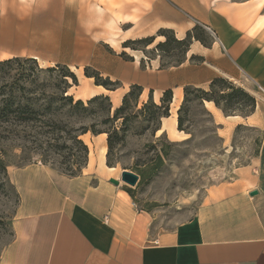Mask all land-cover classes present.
I'll list each match as a JSON object with an SVG mask.
<instances>
[{"label":"crops","instance_id":"crops-1","mask_svg":"<svg viewBox=\"0 0 264 264\" xmlns=\"http://www.w3.org/2000/svg\"><path fill=\"white\" fill-rule=\"evenodd\" d=\"M141 1L149 3L144 18L159 20L155 29L171 28L183 38L199 23L214 33V41H193L186 60L168 68H160L159 60L146 68L137 61L99 66L123 86L107 90L95 84L87 96L109 95L118 107L129 85L140 84L141 97L152 93L157 103L172 89L171 114L162 118L159 132L177 141L185 136L178 129L185 86L208 89L213 78H228L255 96V110L226 116L214 102L204 105L228 132L242 121L259 126L258 155L233 179L212 186L191 217L159 229L121 182L110 181L119 176L107 164V134L84 133L89 154L79 177L38 162L9 169L19 203L0 264H264V0Z\"/></svg>","mask_w":264,"mask_h":264},{"label":"rangeland","instance_id":"rangeland-1","mask_svg":"<svg viewBox=\"0 0 264 264\" xmlns=\"http://www.w3.org/2000/svg\"><path fill=\"white\" fill-rule=\"evenodd\" d=\"M146 7L149 3L141 0H0V60L18 56L36 58L41 68L70 67L78 76V85H72L68 93L75 100L82 99L88 110H64L61 118L69 127L77 128L76 132L83 126L108 128L110 124L102 121L108 114L109 103L104 101L101 107L98 103L88 104L91 97L87 92L95 85V79H88L86 67L110 76L99 66L111 68L118 61L133 66L137 61L146 68L152 60H159L161 68L162 64L176 65L183 58L179 49L166 55L155 48L165 39L158 35L164 27L155 29L159 20L144 18ZM173 34L176 36L174 29ZM152 35L156 39L145 50L124 47L126 40ZM17 70H11L7 78L12 80ZM40 79L49 77L42 75ZM129 88L130 85L127 91ZM9 93L6 88L0 90V104ZM22 93L14 92L17 96ZM37 94L28 93L27 97L36 101ZM146 100L147 97H141L140 105ZM115 108L112 106L111 115ZM48 118L39 114L34 121L23 122L10 112L0 119V256L13 237L19 203L9 169L38 162L75 178L83 174L87 164L66 132L45 124ZM153 124L142 118L133 120L124 141L114 147L111 163L118 180L123 169L139 175L135 186L122 181L121 184L131 190L136 206L149 212L159 229H171L191 217L212 186L233 179L238 168L254 160L262 139L260 127L244 121L231 125L230 132L224 130L204 102L194 97L186 104L183 139L172 141L159 130L153 133ZM99 154L97 147L96 156ZM91 180L94 182V178Z\"/></svg>","mask_w":264,"mask_h":264},{"label":"trees","instance_id":"trees-1","mask_svg":"<svg viewBox=\"0 0 264 264\" xmlns=\"http://www.w3.org/2000/svg\"><path fill=\"white\" fill-rule=\"evenodd\" d=\"M158 35L164 36L165 39L156 44V49L166 55H170L172 51L179 49L183 55V58L176 65L186 60L187 53L193 41H200L205 46H210L214 41V38L211 37L207 29L199 23L189 29L183 38L175 36L171 28H161L158 31ZM155 39L156 37L154 35L138 39H129L124 42V47L145 50ZM140 43L143 46H137ZM122 55H125V52H122ZM162 57L163 55H161ZM191 60L200 62L203 58L200 56H192ZM168 66L170 67L171 65L162 64L161 68H168ZM13 69L18 70L12 76V80H9L7 76L10 75ZM42 75H47L49 79L41 80ZM85 75L89 78H94L96 85H101L107 90H116L122 87V83L119 80H112L110 76H103L97 69L90 70L89 66L85 68ZM18 81H22V84L15 85ZM0 82H2L0 90L6 88L10 92L8 97L4 98L0 104V119L7 117L10 112L23 122L34 121L38 118L39 114L49 116L45 120V124L66 132L68 139L74 145L78 146V149L81 151V156L84 157L86 162L88 160L89 148L79 137L80 135L89 131L95 135L106 133L108 145L107 164L108 166H113L111 163L112 151L116 144L124 141L133 120L142 118V120L148 123H154L152 131L156 133L161 128L162 118L168 117L171 114L172 89L164 91L160 102L157 103L154 101L152 93H150L148 100L140 105L144 88L140 84H132L129 90L123 95L121 104L115 108L113 115H111L113 105L109 95L98 94L88 100V104L98 103L100 107L104 101L109 103V106L106 108L108 114L102 121L103 123L110 124L108 128L97 129L94 125L90 127L83 126L80 128V132H76L77 128L73 125L69 127L70 124L64 122L61 115L64 110L67 112L86 111L88 110V106L85 105L82 99L75 100L74 95L68 93L72 85H78V76L70 67L57 65L41 68L36 58L16 56L0 60ZM26 83H30V86ZM48 89H51L49 93L47 92ZM15 91H21L23 93L17 96L14 94ZM28 93H38L39 96L36 97V101L31 102V99L27 97ZM191 97L201 102H214L226 116L237 114L248 116L256 108L255 96L228 78H213L208 89L187 85L184 88L183 102L178 110V129L180 131L185 130L184 113L186 104L191 100ZM39 100H45V102L38 103ZM120 120L121 124L118 125L117 122ZM158 157L162 161L160 154H158ZM125 190L129 194L131 193L130 189L125 188Z\"/></svg>","mask_w":264,"mask_h":264},{"label":"water","instance_id":"water-1","mask_svg":"<svg viewBox=\"0 0 264 264\" xmlns=\"http://www.w3.org/2000/svg\"><path fill=\"white\" fill-rule=\"evenodd\" d=\"M139 175L133 171L128 169H123L121 172V180L112 178L110 181L116 185L120 184V182H125L131 186H135L139 181ZM257 191H253L252 194H256Z\"/></svg>","mask_w":264,"mask_h":264},{"label":"bare ground","instance_id":"bare-ground-1","mask_svg":"<svg viewBox=\"0 0 264 264\" xmlns=\"http://www.w3.org/2000/svg\"><path fill=\"white\" fill-rule=\"evenodd\" d=\"M106 151V150H105Z\"/></svg>","mask_w":264,"mask_h":264}]
</instances>
